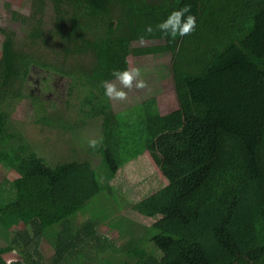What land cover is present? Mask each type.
Returning <instances> with one entry per match:
<instances>
[{
    "label": "trees",
    "instance_id": "16d2710c",
    "mask_svg": "<svg viewBox=\"0 0 264 264\" xmlns=\"http://www.w3.org/2000/svg\"><path fill=\"white\" fill-rule=\"evenodd\" d=\"M185 5L197 20L193 34L173 41L145 32ZM12 19L38 54L0 27V106L24 99L34 66L69 76L87 93L80 126L100 122L102 143L97 166L91 159L49 165L23 132L0 127V162L19 175L3 181L12 199L0 212L36 204L24 228L0 244V264H264V0H33L28 15L13 10ZM141 37L164 44L133 47ZM169 55L172 67H163L162 79L173 77L178 109L163 115L152 98L115 113L101 82L128 68L129 56ZM147 151L168 184L132 207L153 225L137 235L127 226L119 247L93 221L75 225L73 218L100 193L110 199L117 171ZM1 216L9 228L22 223ZM12 252L21 259L8 262ZM99 252L110 256L101 259Z\"/></svg>",
    "mask_w": 264,
    "mask_h": 264
},
{
    "label": "rangeland",
    "instance_id": "374dc122",
    "mask_svg": "<svg viewBox=\"0 0 264 264\" xmlns=\"http://www.w3.org/2000/svg\"><path fill=\"white\" fill-rule=\"evenodd\" d=\"M32 2L33 0H0V27L15 31L18 35L17 42L24 43L21 47L30 50L32 54H38V47L30 44L20 24L12 19L13 10L28 15L32 11ZM53 19V9L49 8L45 19L47 29H52ZM3 41L4 36L0 33V54ZM160 44H164V42H133L132 46L148 47ZM56 45L57 39L55 38L52 40L51 46ZM42 49L44 54L48 56L46 47ZM127 61L129 67L141 69L142 78L147 82L148 87L142 90L135 89V87L131 91L126 90L128 91L126 101L109 100L115 113L125 111L152 98L159 100L163 115H169L178 109L173 77L171 76L166 80L162 79V74L165 73L163 67L165 65L172 67L173 57L171 55L166 57L129 56ZM72 87H74L73 90ZM22 91L23 100L10 102L11 107L8 106V102L7 105L0 106V127H5L6 133H10L14 128L23 132L27 141L45 158L49 165L81 159H91L96 166L100 163L101 157L97 153V149L90 148L88 144L90 139L100 138V122H97L96 125L99 126L96 127L95 124H92L93 121L88 119L89 124H92L88 129L81 128L82 123L79 122L81 117L78 114L84 99L87 97L86 90L82 91L79 86H74L69 76L56 75L45 68L34 66ZM118 116V119L129 118L127 114ZM76 122H79L80 129L76 128L79 126H74ZM18 176L15 170L0 162V205H5L12 199L6 194V192H10L12 186L8 182L4 184L3 181L6 179L14 180ZM167 184L162 169L150 152H144L121 167L112 177L108 184L113 188L110 199L106 197L104 192L100 193L90 205L77 213L73 221L75 225H81L89 220L93 221L97 226L98 233L119 247L125 243L121 230L128 226L133 228L134 235H137L155 222V220L134 211L133 204L164 189ZM13 207H8L0 212V244L10 241L12 231L24 228L25 223L23 222H26L25 219L29 217V211L34 212L36 204L29 202ZM1 215L16 217L22 223L19 226L9 228L2 223L9 218H3ZM114 224L121 229H109V225ZM50 249L46 242H41L40 250L45 259L50 258ZM108 256L110 253L99 252L101 259L108 258ZM5 258L8 261L21 259L15 252L5 255ZM74 261L81 262L80 259H74Z\"/></svg>",
    "mask_w": 264,
    "mask_h": 264
},
{
    "label": "clouds",
    "instance_id": "9594fccd",
    "mask_svg": "<svg viewBox=\"0 0 264 264\" xmlns=\"http://www.w3.org/2000/svg\"><path fill=\"white\" fill-rule=\"evenodd\" d=\"M190 13V5H185L178 10L172 11L166 19L156 25L155 30L151 25H148L145 32L148 35H152L154 31H159L173 41L178 37L189 36L195 32L197 26L196 17ZM140 39L143 42L144 37ZM112 76L115 78L113 81L105 80L101 82V86L104 88V95L112 101H126L128 99V91H131L133 87L138 90L148 87L147 82L142 78V72L139 67L114 70ZM100 143H102V138L88 141L89 147L92 149H96Z\"/></svg>",
    "mask_w": 264,
    "mask_h": 264
},
{
    "label": "crops",
    "instance_id": "0c3cea01",
    "mask_svg": "<svg viewBox=\"0 0 264 264\" xmlns=\"http://www.w3.org/2000/svg\"><path fill=\"white\" fill-rule=\"evenodd\" d=\"M9 254H14V252H12V253H9ZM17 254V253H16ZM18 255V254H17ZM6 259V258H5ZM7 260V259H6ZM8 261V260H7ZM8 262H11V261H8Z\"/></svg>",
    "mask_w": 264,
    "mask_h": 264
}]
</instances>
